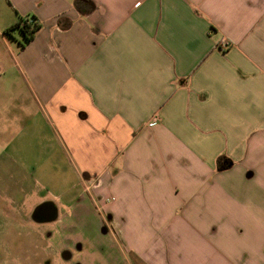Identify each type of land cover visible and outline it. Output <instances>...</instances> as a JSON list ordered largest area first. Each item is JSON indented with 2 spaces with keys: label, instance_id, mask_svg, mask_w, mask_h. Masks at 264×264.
Listing matches in <instances>:
<instances>
[{
  "label": "crops",
  "instance_id": "0c3cea01",
  "mask_svg": "<svg viewBox=\"0 0 264 264\" xmlns=\"http://www.w3.org/2000/svg\"><path fill=\"white\" fill-rule=\"evenodd\" d=\"M0 75L32 104L9 147L75 170L39 201L91 199L103 264H264V0H0Z\"/></svg>",
  "mask_w": 264,
  "mask_h": 264
},
{
  "label": "rangeland",
  "instance_id": "374dc122",
  "mask_svg": "<svg viewBox=\"0 0 264 264\" xmlns=\"http://www.w3.org/2000/svg\"><path fill=\"white\" fill-rule=\"evenodd\" d=\"M15 29L11 32H16ZM4 34L11 39L5 30ZM25 102L13 100L0 104V264H103L91 246L95 245L92 240L97 234L95 228L102 224L103 216L91 199L78 202H90L93 209L90 208V213L76 215L74 225L58 224L59 217L52 221L38 220L34 216L41 198L70 189L77 178L75 170L57 165L46 169V173L40 168L24 167V156L33 154L27 142H22L20 151L9 147L8 142L18 134L22 124L29 122L32 104ZM15 137L18 143L21 136ZM61 229H65L64 239ZM100 238L105 242L104 236L99 235ZM97 248L103 254L99 244ZM63 251L70 254L64 257Z\"/></svg>",
  "mask_w": 264,
  "mask_h": 264
},
{
  "label": "trees",
  "instance_id": "16d2710c",
  "mask_svg": "<svg viewBox=\"0 0 264 264\" xmlns=\"http://www.w3.org/2000/svg\"><path fill=\"white\" fill-rule=\"evenodd\" d=\"M39 27L40 24L35 20V18H31V20L29 21L28 19L20 17L15 24L6 28L5 32L11 34V31L13 29L19 28L24 38L22 44H25L33 38L34 33L36 32V30H38Z\"/></svg>",
  "mask_w": 264,
  "mask_h": 264
},
{
  "label": "flooded vegetation",
  "instance_id": "af4514ba",
  "mask_svg": "<svg viewBox=\"0 0 264 264\" xmlns=\"http://www.w3.org/2000/svg\"><path fill=\"white\" fill-rule=\"evenodd\" d=\"M45 201V200H43ZM43 201H39L40 203L43 202ZM39 203V204H40ZM39 204H37L36 206H38ZM52 214H51V210H50V207L49 205L46 206V207H43V208H40L36 213H35V217L38 219V220H50L49 218H51ZM55 219H57V215H56V218L52 219V221H54ZM70 253L68 252H62V255L64 257H67V255H69ZM70 259V258H69Z\"/></svg>",
  "mask_w": 264,
  "mask_h": 264
},
{
  "label": "water",
  "instance_id": "95a60500",
  "mask_svg": "<svg viewBox=\"0 0 264 264\" xmlns=\"http://www.w3.org/2000/svg\"><path fill=\"white\" fill-rule=\"evenodd\" d=\"M48 205H49V207H50L51 214H52L51 218H49V219H54V218H56V215H57V208H56L55 203H54L53 201H51V200L41 202V203L36 207V209H35V213H36L40 208L46 207V206H48ZM35 213H34V214H35ZM34 216H35V215H34ZM36 219H37V218H36Z\"/></svg>",
  "mask_w": 264,
  "mask_h": 264
},
{
  "label": "built area",
  "instance_id": "2783aa9c",
  "mask_svg": "<svg viewBox=\"0 0 264 264\" xmlns=\"http://www.w3.org/2000/svg\"><path fill=\"white\" fill-rule=\"evenodd\" d=\"M223 44H226V42H225V43H222L221 46H224ZM152 122H153V121H150L149 124H151Z\"/></svg>",
  "mask_w": 264,
  "mask_h": 264
}]
</instances>
